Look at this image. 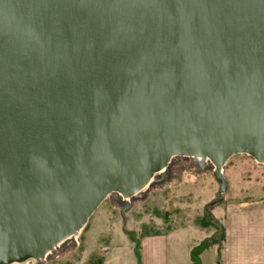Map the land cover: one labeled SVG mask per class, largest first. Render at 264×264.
<instances>
[{
	"label": "water",
	"instance_id": "95a60500",
	"mask_svg": "<svg viewBox=\"0 0 264 264\" xmlns=\"http://www.w3.org/2000/svg\"><path fill=\"white\" fill-rule=\"evenodd\" d=\"M236 153L264 163V0H0V264L176 154L209 158L222 201Z\"/></svg>",
	"mask_w": 264,
	"mask_h": 264
},
{
	"label": "rangeland",
	"instance_id": "374dc122",
	"mask_svg": "<svg viewBox=\"0 0 264 264\" xmlns=\"http://www.w3.org/2000/svg\"><path fill=\"white\" fill-rule=\"evenodd\" d=\"M223 173L228 179L225 198L212 204L219 198V183L214 177L211 161L205 160L202 164L191 155L176 154L166 168L153 177L150 188L141 190L132 202L130 200V208L124 215L121 213L123 199L117 192L110 193L92 215L89 228L79 232L76 243L71 241L57 246L54 255L40 262L30 260L29 264H77L83 256L84 245L90 250L103 249L102 241L101 246L98 245L100 233L107 234L104 241L114 236L120 244L126 236L123 230H133L135 220L144 222L142 228L140 225L141 233L164 232L185 223L193 224L195 230L184 229L171 236L179 253H182L187 238L199 240L198 244L209 239L218 242V263L234 264L236 224L240 222L248 227L250 214H255L251 210L256 206L264 208V163L247 153H236L227 160ZM122 251L126 257V248ZM211 253L210 250L204 254L203 264H211ZM245 253L249 255V251ZM243 257L247 261L248 256ZM102 260L101 254L96 253L83 264H102ZM244 261L242 264L249 263Z\"/></svg>",
	"mask_w": 264,
	"mask_h": 264
},
{
	"label": "crops",
	"instance_id": "0c3cea01",
	"mask_svg": "<svg viewBox=\"0 0 264 264\" xmlns=\"http://www.w3.org/2000/svg\"><path fill=\"white\" fill-rule=\"evenodd\" d=\"M251 211L255 214H250L251 217L248 227L243 226V224L240 225V222H236L237 224L235 223L234 264H242V261L245 259L243 257L244 255L246 257L248 256L247 261L245 260L249 262L248 264H264V208L256 206ZM88 224L85 226V230L89 228L90 225ZM133 224L136 226L133 230H123L126 236H124L120 244H117L114 240V236H110L107 238L109 240L104 241L103 238L106 237L107 234L104 235L100 233L98 235V245L101 246L100 243L102 241L103 249L99 250L98 247L97 250H90V248L88 249V247L84 245L82 251L83 256L77 264H83L96 253L101 254L103 258L102 264H138V258L135 252L136 241L140 244L141 264H191V250L198 244L199 240H195L192 237V239L187 238L182 253H179L177 250V243L172 242L171 236L178 232H183L184 229H186V231L188 229H191V231L195 230L193 224L189 225L185 223V225L171 227L164 232L155 230L154 232L145 233H141V228L144 225L143 221L139 223L135 220ZM200 239H202V237ZM217 244L218 243L211 245L202 252V264L204 254L210 250L213 251L210 256L211 264H219L218 256L220 255V250ZM122 248H126L127 258L123 257ZM245 251H249V255H247Z\"/></svg>",
	"mask_w": 264,
	"mask_h": 264
},
{
	"label": "trees",
	"instance_id": "16d2710c",
	"mask_svg": "<svg viewBox=\"0 0 264 264\" xmlns=\"http://www.w3.org/2000/svg\"><path fill=\"white\" fill-rule=\"evenodd\" d=\"M215 243H218V242L206 239V240H203L200 244L193 247V249L191 250V264H202V261H201L202 252ZM135 252L138 258V264H141L140 244L138 241H136Z\"/></svg>",
	"mask_w": 264,
	"mask_h": 264
},
{
	"label": "bare ground",
	"instance_id": "6f19581e",
	"mask_svg": "<svg viewBox=\"0 0 264 264\" xmlns=\"http://www.w3.org/2000/svg\"><path fill=\"white\" fill-rule=\"evenodd\" d=\"M174 156V155H173ZM194 158H196V160H201V157L200 156H197V157H195L194 156ZM209 160V158H207L206 159V161H208ZM163 171V170H162ZM152 183H153V179L144 187V190H147L148 188H150V186L152 185ZM140 192H142V191H140ZM140 192H138V193H136V194H139ZM113 193V192H112ZM135 194V195H136ZM118 195L121 197V194L120 193H118ZM123 199V203L127 200V201H130L132 198H128V197H124V198H122ZM134 199H132L131 200V202L133 201ZM81 231V229H79L78 230V232L77 233H74V234H71V235H69L66 239H64L63 241H61L57 246H61L62 244H65V243H71V241L72 242H74V243H76L77 241H78V235H79V232ZM56 248V247H55ZM55 254V252H53L52 250L51 251H49L48 253H47V255H46V258H48V256H50V255H54Z\"/></svg>",
	"mask_w": 264,
	"mask_h": 264
},
{
	"label": "built area",
	"instance_id": "2783aa9c",
	"mask_svg": "<svg viewBox=\"0 0 264 264\" xmlns=\"http://www.w3.org/2000/svg\"><path fill=\"white\" fill-rule=\"evenodd\" d=\"M30 261V260H29ZM29 261H26L24 263H19V262H14V263H11V264H29Z\"/></svg>",
	"mask_w": 264,
	"mask_h": 264
}]
</instances>
